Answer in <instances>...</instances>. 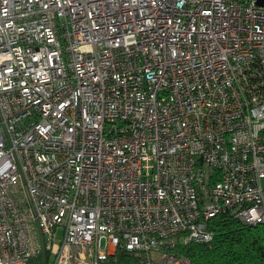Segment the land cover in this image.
<instances>
[{"label": "built area", "instance_id": "obj_1", "mask_svg": "<svg viewBox=\"0 0 264 264\" xmlns=\"http://www.w3.org/2000/svg\"><path fill=\"white\" fill-rule=\"evenodd\" d=\"M264 223V5L0 0V264H191Z\"/></svg>", "mask_w": 264, "mask_h": 264}, {"label": "trees", "instance_id": "obj_2", "mask_svg": "<svg viewBox=\"0 0 264 264\" xmlns=\"http://www.w3.org/2000/svg\"><path fill=\"white\" fill-rule=\"evenodd\" d=\"M213 238L207 242L191 243L184 248L191 264H264V223L249 224L230 214L212 218ZM121 254L111 264H127ZM29 264H43L35 258Z\"/></svg>", "mask_w": 264, "mask_h": 264}, {"label": "water", "instance_id": "obj_3", "mask_svg": "<svg viewBox=\"0 0 264 264\" xmlns=\"http://www.w3.org/2000/svg\"><path fill=\"white\" fill-rule=\"evenodd\" d=\"M258 4L264 5V0H257Z\"/></svg>", "mask_w": 264, "mask_h": 264}]
</instances>
